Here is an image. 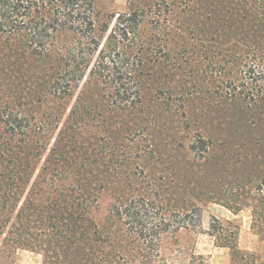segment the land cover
<instances>
[{
    "label": "trees",
    "instance_id": "obj_1",
    "mask_svg": "<svg viewBox=\"0 0 264 264\" xmlns=\"http://www.w3.org/2000/svg\"><path fill=\"white\" fill-rule=\"evenodd\" d=\"M133 1L100 19L96 0H0V52L46 60L50 90L60 99L93 82L119 109L139 107L150 84L151 98L181 115L201 95L264 103V0ZM6 124L12 131L0 149V248L42 252L45 264H131L132 249L146 264H172L162 257V241L176 244L180 230L200 225L198 205L174 209L156 190L116 197L109 223L98 226L86 216L89 201L70 187L46 207L45 228L36 227L44 170L36 174L37 165L25 161L40 148L27 147L30 129ZM197 142L206 151L204 139ZM249 185H238L232 205L224 206L233 214L249 209L250 227L264 241V174ZM209 235L229 250L230 264H259L255 251L240 248L232 220L213 217ZM189 258L208 264L194 251Z\"/></svg>",
    "mask_w": 264,
    "mask_h": 264
},
{
    "label": "rangeland",
    "instance_id": "obj_2",
    "mask_svg": "<svg viewBox=\"0 0 264 264\" xmlns=\"http://www.w3.org/2000/svg\"><path fill=\"white\" fill-rule=\"evenodd\" d=\"M130 3L96 0V8L100 19H107ZM50 74L49 63L41 57L0 52V149L12 131L7 119L18 126L15 132L20 127L32 131L27 141L31 152L34 146L40 148L39 155L25 161L37 165L36 174L44 170L37 177L42 222L36 227L45 228L46 207L70 187L89 201L86 216L98 226L109 223L108 205L116 197L158 190L159 199L174 209L196 204L202 211L200 225L180 230L176 244L170 238L162 241L161 254L169 263L188 264L194 251L208 264H230L229 250L217 247L209 235L216 217L238 224L240 248L255 251L264 264V241L250 227V210L233 216L224 206L232 205L238 185L250 190L249 181L264 174V103L201 95L189 99L181 115L151 98L150 84L139 107L119 109L93 82L80 83L72 96L55 97ZM8 112L9 118L4 114ZM199 136L206 151L197 149L204 144L197 142ZM132 250L131 264H146ZM17 252L18 264H45L42 252L9 247L0 248V264H16Z\"/></svg>",
    "mask_w": 264,
    "mask_h": 264
},
{
    "label": "crops",
    "instance_id": "obj_3",
    "mask_svg": "<svg viewBox=\"0 0 264 264\" xmlns=\"http://www.w3.org/2000/svg\"><path fill=\"white\" fill-rule=\"evenodd\" d=\"M235 215H236V214H233V216H235ZM229 220H230V219H229ZM17 254H18V255H17ZM16 256H17V257H16V264H18V263H17V262H19V259H18V258H19V253H18V252L16 253Z\"/></svg>",
    "mask_w": 264,
    "mask_h": 264
}]
</instances>
